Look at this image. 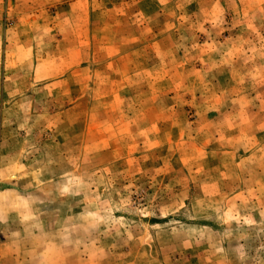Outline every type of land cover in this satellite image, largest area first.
<instances>
[{"label":"rangeland","instance_id":"374dc122","mask_svg":"<svg viewBox=\"0 0 264 264\" xmlns=\"http://www.w3.org/2000/svg\"><path fill=\"white\" fill-rule=\"evenodd\" d=\"M0 264H264V0H0Z\"/></svg>","mask_w":264,"mask_h":264}]
</instances>
